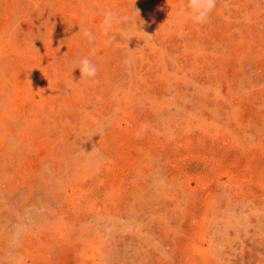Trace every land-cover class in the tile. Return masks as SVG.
Masks as SVG:
<instances>
[{
    "label": "rangeland",
    "instance_id": "374dc122",
    "mask_svg": "<svg viewBox=\"0 0 264 264\" xmlns=\"http://www.w3.org/2000/svg\"><path fill=\"white\" fill-rule=\"evenodd\" d=\"M183 3L0 0V264H264V0Z\"/></svg>",
    "mask_w": 264,
    "mask_h": 264
},
{
    "label": "clouds",
    "instance_id": "9594fccd",
    "mask_svg": "<svg viewBox=\"0 0 264 264\" xmlns=\"http://www.w3.org/2000/svg\"><path fill=\"white\" fill-rule=\"evenodd\" d=\"M216 3L217 0H184V3L177 10V15L185 16L194 24H203L216 8ZM117 22L116 14L110 9L105 10L101 22L103 32L107 34ZM83 35L89 41L94 39L93 33L88 29L83 31ZM130 63L131 57L125 60V64ZM74 69H78L81 78L84 79H94L98 72L97 65L88 57L81 58Z\"/></svg>",
    "mask_w": 264,
    "mask_h": 264
}]
</instances>
